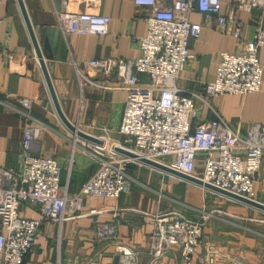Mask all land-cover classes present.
I'll return each instance as SVG.
<instances>
[{
    "label": "crops",
    "instance_id": "obj_1",
    "mask_svg": "<svg viewBox=\"0 0 264 264\" xmlns=\"http://www.w3.org/2000/svg\"><path fill=\"white\" fill-rule=\"evenodd\" d=\"M46 65L55 95L66 119L99 140L100 146L132 147L118 129L126 92L83 84L79 76L100 78L85 66L91 59H133L138 56L132 37L146 32L147 11L132 0H22ZM233 0H220V15L227 19L221 29L212 18L194 12L190 22L200 25L189 44L191 58L176 83L181 95L193 100L197 121L220 118L231 131L244 138L249 127L264 123V47L257 50L262 67L258 91L244 95H207L203 85L213 80L220 52H243L258 28L264 29V11H232ZM90 13L109 17L106 35L64 34L57 19L60 11ZM239 24V37L234 31ZM146 82L145 75L140 76ZM30 101L31 126L38 132L33 153L56 161L60 167L61 192L72 196L96 169L95 159L82 149L88 142L69 131L53 108L43 75L16 0H0V186L6 187L21 167V150L26 121L18 101ZM202 173L196 161L193 176ZM125 191L116 200L86 198L83 210L61 223L43 220L27 203L19 208L21 217L41 220L32 249L22 264H122L116 245L137 252L131 264H264V213L231 201L197 185L181 181L142 164L127 166ZM264 176V151L258 177ZM255 200L264 204V188L254 185ZM191 208L187 216L200 211L213 216L203 227L196 252L188 262L179 253L158 259L150 255L155 223L153 217L173 206ZM101 223L117 227L115 243H100L95 229Z\"/></svg>",
    "mask_w": 264,
    "mask_h": 264
},
{
    "label": "built area",
    "instance_id": "obj_2",
    "mask_svg": "<svg viewBox=\"0 0 264 264\" xmlns=\"http://www.w3.org/2000/svg\"><path fill=\"white\" fill-rule=\"evenodd\" d=\"M94 4L96 0H86ZM136 7L147 11L146 32L132 37L138 56L133 59H91L86 68L100 78H112L113 83L79 76L83 84L97 88L120 89L126 92L118 132L125 143L119 146L135 154L161 163L177 172L193 176L196 161L202 163V173L196 177L235 195L255 200L254 185L264 188V176L258 177L264 151V123L252 124L240 138L220 119L197 121L193 100L180 94L176 83L191 58L189 44L196 39L200 25L190 22L197 12L213 18L224 29L227 19L220 15V0H132ZM264 11V0H233L232 11ZM57 19L64 34L102 36L108 33L109 17L90 13L60 11ZM239 37V24L234 31ZM264 47V29L258 28L252 41L244 44L243 52H220L213 80L203 85L207 95H244L256 92L262 84L263 70L257 60V50ZM147 77L146 82L140 76ZM26 126L21 150L17 155L21 167L11 176L6 187L0 186V264H22L35 244L41 220L20 216L23 203L34 207L43 220L61 223L76 217L86 198L116 200L126 189L127 166L136 160L117 156L112 149L87 145L82 149L96 161V169L77 193L61 192L60 167L53 159L35 155L33 144L38 132L30 115V101L21 99ZM195 177V176H193ZM256 201V200H255ZM173 206L153 217L150 255L158 259L167 253H179L188 262L196 252L203 227L213 212L200 211L191 219L187 210ZM95 237L100 243H115L114 223L96 226ZM115 252L122 264L136 262L137 252L116 245Z\"/></svg>",
    "mask_w": 264,
    "mask_h": 264
},
{
    "label": "water",
    "instance_id": "obj_3",
    "mask_svg": "<svg viewBox=\"0 0 264 264\" xmlns=\"http://www.w3.org/2000/svg\"><path fill=\"white\" fill-rule=\"evenodd\" d=\"M16 1H17L18 6H19V9H20V12H21V15H22V18H23L27 33L29 35L32 47L34 49L35 56H36V59L38 61L39 66H40V69H41V72H42V75H43V79H44V82H45V85H46V88H47L48 94L50 96V99H51V102H52V105H53V108L55 110L56 115L58 116V118L60 119L62 124L69 131H71L72 133H75L78 137H80V138H82V139H84V140H86L88 142H91V143L99 145L101 143L99 140H97L94 137H91V136H89V135H87L85 133H82L81 131L76 130L75 126L73 124H71L66 119V117L64 116V114H63V112L61 110L59 101H58V99H57V97L55 95V92H54V89H53V85L51 83V79L49 77L46 65H45L44 60L42 58V55H41V52H40V49H39V46H38L34 31H33V28H32V26H31V24L29 22L25 7L23 5V2H22V0H16ZM114 151L116 153L120 154V155H123V156L127 157V158L136 160L139 164L145 165V166H147V167H149L151 169L166 173V174L171 175V176H173V177H175V178H177V179H179L181 181H185V182L197 185L199 187H202L205 190L210 191L211 193H214L216 195H219L221 197H224L226 199H229L231 201L240 203L242 205H245L247 207L256 209V210L264 213V204H262V203H260L258 201L250 200V199L235 195L233 193H230L228 191L222 190V189L217 188V187H215L213 185H210L208 183L203 182L199 178H196V177H193V176H189V175H185L183 173L177 172V171H175V170H173V169H171V168H169V167H167V166H165V165H163L161 163H158V162H155V161H151V160H148V159H145V158H138L135 154H133V153H131L129 151H126V150H124V149H122L120 147H115Z\"/></svg>",
    "mask_w": 264,
    "mask_h": 264
}]
</instances>
